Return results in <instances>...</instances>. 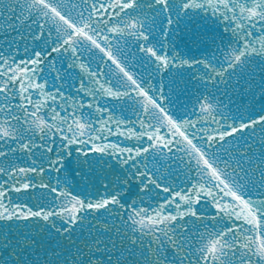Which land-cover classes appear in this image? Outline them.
<instances>
[{
	"label": "snow or ice",
	"instance_id": "6c2138e0",
	"mask_svg": "<svg viewBox=\"0 0 264 264\" xmlns=\"http://www.w3.org/2000/svg\"><path fill=\"white\" fill-rule=\"evenodd\" d=\"M0 264H264V0H0Z\"/></svg>",
	"mask_w": 264,
	"mask_h": 264
}]
</instances>
